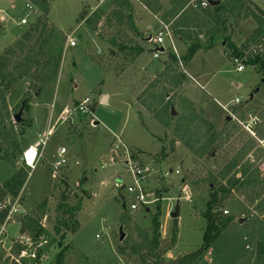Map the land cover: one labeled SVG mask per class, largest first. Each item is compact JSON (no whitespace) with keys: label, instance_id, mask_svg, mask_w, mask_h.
I'll list each match as a JSON object with an SVG mask.
<instances>
[{"label":"rangeland","instance_id":"rangeland-1","mask_svg":"<svg viewBox=\"0 0 264 264\" xmlns=\"http://www.w3.org/2000/svg\"><path fill=\"white\" fill-rule=\"evenodd\" d=\"M244 1L251 8L258 7L264 12V0ZM133 4L135 25L143 37L150 38L162 23L135 1ZM28 5L31 3L27 0H0V56L36 21L38 16ZM97 5V0L51 2L52 37L46 59L52 61L60 57L57 72L50 62L42 83L24 80L8 97L12 112L25 97L29 100L22 114L27 126L20 128L22 135L18 136L21 152L15 159L16 167L25 169L29 175L18 198L24 214L38 222L44 232L37 239L29 233L22 234L19 221L24 215H16L15 224L7 228L6 244L0 248V264H55L62 249L65 250L64 264H138L128 250L120 254L124 249L120 242L123 203L118 198L125 199L127 209L130 201L126 192L133 177L122 157L112 158L117 138L128 147L134 160L148 169L143 179L144 188L157 200L146 207L149 212L140 209L131 213L133 222L149 230L160 203L163 244L170 242L176 231V243L165 253L166 261L200 252L194 264H264L263 218L236 193L227 195L218 208L219 214L230 220L229 226L208 249L200 251L206 228L205 204L209 200V187H214L208 174L216 175L218 164L214 160L215 170L210 169L211 159L195 164L181 144H176L173 151L171 132L154 122L139 104L143 90L168 64L166 55L154 59L152 53H146L127 72L115 77L120 62L110 58V48L99 35L119 31L117 27H105V18L112 11V0L98 8ZM168 9L166 2L163 12ZM95 12L104 16L94 29L85 20L94 19ZM22 19H27L28 25H21ZM256 28L252 18L242 21L234 30V43L241 46ZM122 30L129 31L126 27ZM73 31H77L76 47L66 50V36ZM128 34L136 35L135 32ZM173 41L174 47L167 44L166 48L172 49L177 56L185 54L187 46L174 38ZM224 47L219 40L212 50L199 51L188 66L182 68L187 81L179 91L202 108L218 128L224 127L227 117L233 120L235 100L247 102L262 82L256 70L237 63L224 53ZM93 57L102 67L93 62ZM239 64L244 66L242 72L237 71ZM86 98L91 101L92 115L74 111ZM254 99L257 104L246 113L245 122L250 116L258 117L264 108V97L255 96ZM48 130L51 134L43 154L34 169H30L23 163L22 153L31 146L37 147L39 136L44 138ZM59 148L66 151L63 155L66 164L54 177ZM176 171L180 174H175ZM15 172L16 168L0 157V184L9 181ZM159 191H162L160 201ZM63 196L67 198L64 204L71 207L80 204L81 210L76 215L77 228L63 229L65 238L61 240L54 228ZM176 208H179L178 218L171 219ZM241 219L245 221L240 223ZM123 233L127 237L128 232L123 229Z\"/></svg>","mask_w":264,"mask_h":264},{"label":"trees","instance_id":"trees-1","mask_svg":"<svg viewBox=\"0 0 264 264\" xmlns=\"http://www.w3.org/2000/svg\"><path fill=\"white\" fill-rule=\"evenodd\" d=\"M27 1L37 9L38 17L0 56V157L16 168L9 181L0 184V223L4 222L9 210L1 209L3 202L7 198L19 197L29 175L25 169L17 168L15 163L21 152L18 136L22 135V132L19 130L27 126L26 120L22 119L21 123L17 124L13 119L23 105L24 108L25 105L28 106L29 100L25 97L12 116L8 97L24 80L42 83L48 64L53 62L57 72L60 62V57H55L52 61L46 59L52 37L49 14L53 0ZM134 1L152 17L168 26L175 40L187 46L182 56H177L172 49L165 48L162 55H166L168 64L143 90L139 104L154 122L171 132L170 146L173 151L176 144H181L195 164L212 158L218 164L216 175L212 172L208 174L214 187H209V200L205 204L203 214L206 228L203 247L200 250L202 252L208 249L230 224V220L224 219L218 212L227 195L238 194L264 221V178L259 171V164L264 161V149L239 124L245 122L243 120L246 113L257 104L254 97H264V12L258 7L251 8L244 0H217L220 1L219 5H209L207 8L201 6L203 0H112V11L105 18V27H117L119 31L115 34L99 35L110 48V58L120 62L116 78L127 72L142 55L154 51L150 38L143 37L135 25ZM166 2L169 3V9L163 12V4ZM84 14L81 13L80 20ZM94 14L95 18L89 17L85 23L95 29L104 15L101 12ZM248 18L254 20L257 28L246 42L238 46L233 41L234 30ZM125 27L129 31L122 30ZM128 32H135V37ZM136 38L139 39L138 42ZM219 40L225 46L226 55L246 67L253 68L262 77V82L251 94L252 97L247 102L233 106L234 118L228 121L227 117L223 128H218L193 100L179 93L187 81V75L182 68L187 67L199 51L212 50ZM251 46L255 48L250 49ZM92 60L102 65L96 57ZM34 88L40 89L39 86ZM172 110L175 111V116H172ZM258 118L260 123L255 127V133L258 139H264V108L260 110ZM161 192L158 193L159 201L162 198ZM63 199L57 209V225L54 228L61 240L65 238L63 229L69 226L77 228L76 215L81 210L80 204L71 207L64 204L67 198L63 196ZM118 201L125 205L124 198H118ZM157 206L158 211L152 218L149 230L136 225L130 216L133 212L123 208L120 224L122 231L126 230L128 235L123 241L124 249H121L120 254L128 250L129 254L138 260V264H194L200 252L167 261L164 259L165 253L175 246L176 231L170 242L163 244L159 222L160 203ZM19 222L22 234L29 233L33 239H37L44 232V228L28 215L22 217ZM64 260L65 250L62 249L56 256L55 264H64Z\"/></svg>","mask_w":264,"mask_h":264},{"label":"built area","instance_id":"built-area-1","mask_svg":"<svg viewBox=\"0 0 264 264\" xmlns=\"http://www.w3.org/2000/svg\"><path fill=\"white\" fill-rule=\"evenodd\" d=\"M98 5L97 8L102 6L104 3H106L109 0H97ZM201 6L204 8H207L209 6L208 2L206 0H203L201 3ZM30 11H32L35 15H37V9L31 4L27 6ZM29 21L27 19L21 20V25L25 26L28 25ZM76 32L73 31L70 34H67L66 36V47L65 49L74 48L76 47L77 41H76ZM150 42L154 45V51L152 53V56L154 59L160 58L162 54L165 52V48L167 44L172 45L174 47V41H173V35L171 30L168 26L161 24L160 29L155 33V35L150 37ZM168 42V43H167ZM163 48L164 52H161L160 49ZM238 63V61H236ZM244 70V66L242 64H239L237 67L238 72H242ZM241 103V101L236 100L235 105ZM75 112H79L82 115H92L91 111V101L90 99L86 98L84 101L80 102L77 107L74 109ZM229 112V110H227ZM71 114V113H70ZM260 123V119L257 116H250V120H247L246 122H239L242 129L248 133L253 139H255L258 142V145L264 149V139H258L255 133V127ZM50 131H47L46 136L43 138V136H39V144L38 146H31L27 150H25L22 153V161L23 163L30 169H33L32 166L29 165L30 157L33 155L32 158V164H36L38 158L43 154V151L47 145V140L50 136ZM117 138V137H116ZM34 150V152H33ZM66 151L65 149H60L59 152V160L55 163L53 167V176L55 177L56 172L60 170L65 164L66 161L63 157L65 155ZM113 159L116 160L120 157L124 159V163L129 168V172L133 177V183L127 187V199L130 201L127 208L135 213L138 210H145L147 206H150L151 204L157 202L156 199H154L155 195L152 193H149L145 190L144 186V175L149 173L147 168H144L143 165L138 164L134 158L131 156L130 151L128 147L117 138V141L114 143L112 151ZM112 161V159H111ZM259 171L261 174V177L264 178V161L259 164ZM175 174H180L179 171H176ZM119 186V185H118ZM187 200L189 201L190 198L188 197ZM7 216L3 223H0V248H3L6 244V239L8 238V232L7 228L9 225L15 224L14 218L16 215H24L23 210L21 209V206L19 204V198L11 199L7 198L2 206L1 209L6 210L8 209ZM147 210V209H146ZM23 217V216H22Z\"/></svg>","mask_w":264,"mask_h":264},{"label":"water","instance_id":"water-1","mask_svg":"<svg viewBox=\"0 0 264 264\" xmlns=\"http://www.w3.org/2000/svg\"><path fill=\"white\" fill-rule=\"evenodd\" d=\"M44 1V0H42ZM206 2H208V4L210 6H217L220 4V1H217V0H206ZM161 52H164V49L161 48L160 49ZM252 97V95L250 96V98ZM103 100H106V98L104 97ZM23 111H24V105L22 106V108L19 110V112L17 114L14 115L13 119L15 121V123L19 124L21 123L22 121V114H23ZM176 113L174 110H172V116H175ZM232 119L231 116H229L227 118L228 121H230ZM210 169L211 170H215V165H214V159L212 158L211 159V162H210ZM126 206L123 205V208H125ZM147 212H149V210H147ZM178 215H179V208H176L175 212H173L171 215H170V218L171 219H177L178 218ZM245 221V219H241L239 222L240 223H243ZM125 239V234L123 233L122 229H120V242H123V240Z\"/></svg>","mask_w":264,"mask_h":264},{"label":"bare ground","instance_id":"bare-ground-1","mask_svg":"<svg viewBox=\"0 0 264 264\" xmlns=\"http://www.w3.org/2000/svg\"><path fill=\"white\" fill-rule=\"evenodd\" d=\"M33 152H34V150H33ZM32 158H33V155L30 157L29 165L32 166V168L34 169L35 163L32 164Z\"/></svg>","mask_w":264,"mask_h":264},{"label":"crops","instance_id":"crops-1","mask_svg":"<svg viewBox=\"0 0 264 264\" xmlns=\"http://www.w3.org/2000/svg\"><path fill=\"white\" fill-rule=\"evenodd\" d=\"M186 69H187V68H186ZM185 72H186V70H185ZM250 96H251V95H250ZM105 98H106V97H105ZM236 100H238V99H236ZM236 100H235V102H236ZM233 106H235V104H234ZM225 109L228 110L227 107H225ZM60 149H61V148L58 149V152H60ZM63 149H64V148H63Z\"/></svg>","mask_w":264,"mask_h":264}]
</instances>
